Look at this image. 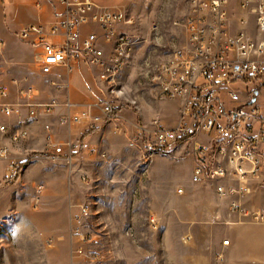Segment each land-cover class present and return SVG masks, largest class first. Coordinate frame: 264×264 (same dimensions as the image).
I'll list each match as a JSON object with an SVG mask.
<instances>
[{
    "label": "rangeland",
    "instance_id": "374dc122",
    "mask_svg": "<svg viewBox=\"0 0 264 264\" xmlns=\"http://www.w3.org/2000/svg\"><path fill=\"white\" fill-rule=\"evenodd\" d=\"M13 1L4 0L3 6L19 23L26 16L12 7ZM91 1L99 7L118 6L126 11L132 24L123 28L137 41L135 53L116 78L114 90L113 83L99 80L98 69L85 67L81 72L93 79L96 100L93 107L73 112L98 117L94 126L44 120L39 124L47 134L43 143L36 144L33 153L24 154L26 159H19L21 164L31 161L22 170L20 181L8 179L5 173L0 186V264H95L96 259L102 264H216L225 230L223 221L211 212L222 198L212 184L191 182L195 161L189 144L172 143L165 148L166 154L129 147L138 137L151 135L154 125L171 129L170 125L180 120L182 99H165L155 81L157 74L166 72L171 53L188 43L184 24L192 0ZM249 1L245 16L238 18H246L245 30L237 27L236 21L235 28L228 24V32L230 36L243 32L258 42L255 11L264 0H254L255 7H251L255 2ZM12 37L22 43L17 32ZM9 47H13L11 43L0 48V64L4 48ZM38 56L39 51L35 57L29 54L31 72L21 80L24 83L19 82L20 88L36 90L41 94L38 102L55 100L60 104L53 98L51 79L38 69ZM73 71L72 89L79 88ZM242 84L232 83L229 88L242 94ZM2 85L5 82L0 81ZM104 103L121 108L109 121L100 110ZM43 113L38 110V116H47ZM90 129L97 131L81 141ZM26 131L24 138L12 143L25 145L31 135ZM65 134L81 144L76 153L79 160L71 165L49 154L53 151L50 143L59 145ZM0 136L9 139L2 132ZM198 140L207 143L208 139L201 135ZM19 149L29 151L27 146ZM3 169L1 162L0 175ZM37 187L42 189L37 191ZM178 189L183 194H178ZM77 217L86 241L73 234ZM150 218L156 220L155 227Z\"/></svg>",
    "mask_w": 264,
    "mask_h": 264
},
{
    "label": "built area",
    "instance_id": "2783aa9c",
    "mask_svg": "<svg viewBox=\"0 0 264 264\" xmlns=\"http://www.w3.org/2000/svg\"><path fill=\"white\" fill-rule=\"evenodd\" d=\"M56 1L62 6V12L52 24L29 25L17 33L21 42L39 51L40 73L51 76L52 86L60 88L59 81L66 79L76 66L83 65L98 69L99 80L113 83L114 90L116 78L133 57L137 45L123 28L132 24L126 11L117 6L99 7L91 0ZM249 3V0H241L240 9L247 11ZM191 5L184 24L188 43L171 53L166 72L157 74L155 81L165 99H182L180 120L171 129L155 123L151 135L144 139L138 137L129 147L142 146L145 152L153 153L179 137L192 135L186 142L195 161L191 182L212 184L220 198L230 199L232 213L264 225V209L247 212L238 201L248 192L251 182L264 186V107L256 102L253 92L242 95L229 88L232 83L253 82L264 91V5L259 4L255 11L260 31L258 42L243 32L229 35L227 0H192ZM246 23V18L241 17L237 27L245 30ZM2 45L0 41V48ZM13 84L18 83L14 81ZM9 93L8 85L0 86V112L7 119L17 118V125L36 121L38 110L42 109L43 114L49 116L59 106L55 100L34 101L33 88L21 91L26 100L23 104L3 102ZM64 106L68 111L72 107L68 102ZM116 108L112 103H104L100 110L106 120H111L117 116ZM22 109L26 112L24 117ZM67 113L58 118L61 125H92L99 121L98 117L84 113ZM45 129L49 130V125ZM0 132L16 142L24 138L27 131L0 125ZM201 135L208 139L207 143L198 140ZM50 147L52 157L66 164L72 162L81 148L79 142L71 140L59 145L52 142ZM0 157L7 160V178L14 179L21 171V162L10 159L5 147H0ZM41 189L37 187V191ZM177 193L183 194V190L178 189ZM149 222L155 227L154 218ZM76 223L74 236L86 241L79 229V217ZM228 243L225 240L222 246ZM77 252L81 253L82 249L78 247ZM95 264L102 263L96 259Z\"/></svg>",
    "mask_w": 264,
    "mask_h": 264
},
{
    "label": "crops",
    "instance_id": "0c3cea01",
    "mask_svg": "<svg viewBox=\"0 0 264 264\" xmlns=\"http://www.w3.org/2000/svg\"><path fill=\"white\" fill-rule=\"evenodd\" d=\"M3 1L4 0H0V40L3 42L5 47L9 43H11L13 47H9V50L4 48L5 52L3 60L0 64L2 65L0 66V81L5 82V85L10 87L9 95L2 101L12 104H23L26 100L21 95V91H24L27 88L22 90L19 82H22L24 77L29 75L31 72V65L33 63H31L28 59L29 54L35 57L38 50L26 43H17L15 38L12 36H14L16 32L18 33L22 28L29 25L49 26L53 23V21H55L56 16L62 12V6L56 0H14L12 7H15L16 11L19 9V12H22L26 16L23 21L18 23L15 15H11V12L7 14L6 8L3 6ZM239 1L240 0H227L229 24L233 28L236 27L237 19L242 15L244 16L247 12L240 9ZM255 6L256 2L251 5V7ZM109 7L110 6H105L104 8ZM15 9L13 8L12 10ZM248 16H251V14L249 13ZM86 31L87 28L83 29L84 33ZM10 48L12 49L10 50ZM84 68L85 66L80 65L76 66L74 69L77 76L75 79L78 82L79 88L72 89L70 86V83H72V73L68 74L66 79L64 77L59 81L60 88L53 87V98H56L60 103L53 115H41L36 121L34 120L28 122L26 125H17V118L6 119L0 114V125L11 126L13 129L26 128V130L31 133L30 138L25 141V145H20V147L27 146V150L29 151L25 153L23 151L20 152V147L14 145L8 138H2L0 136V147H6L8 149L10 159L12 158L18 161L19 159H26L30 153H33V148L36 147V144H39V142L43 143L47 134L39 128V124H41L44 120L49 121V119H54V121H56V119L60 116L69 112L64 106L66 101L72 105L70 108L71 114H76L77 111L87 107H93L96 100L94 95L95 83L93 79L91 80L89 77H85L81 74ZM60 73L62 74L63 71H60ZM19 77H21V79H16ZM49 78L52 80L51 76ZM14 81L18 84L14 85ZM242 87H244L242 95L253 92L254 96H256V102H258L260 106L264 107V91H262L258 83L244 82ZM33 99L36 102L41 99V94H37L36 90L35 97ZM73 109H76L77 111L73 112ZM23 111L25 112L24 109ZM25 115L26 114H24V116ZM176 123L177 121L173 122L172 125H170V128L175 127ZM72 127H70V129ZM88 131L83 133L81 141L93 135L97 130L86 135ZM66 135L67 134L61 136L62 140L60 142L64 143L69 140V135ZM27 153L28 155H24ZM49 154L50 157H52L51 153ZM77 154L74 156L70 165L74 161L79 160ZM1 162L4 164V169L3 174L0 175V186L3 185L2 181L5 177L7 160L0 157V163ZM17 181H20V178ZM238 201L249 212H253L255 209H264V186L258 184L257 182H251L249 184L248 192L243 196V199ZM218 202L220 203L213 208L211 215L223 221L221 222L223 225L222 229L225 230L223 239L228 240L229 243L227 246H222L220 243L218 252L220 260L215 261L216 264H264V225L252 224L247 219L239 218L236 214L232 212L230 213V199L222 198Z\"/></svg>",
    "mask_w": 264,
    "mask_h": 264
},
{
    "label": "trees",
    "instance_id": "16d2710c",
    "mask_svg": "<svg viewBox=\"0 0 264 264\" xmlns=\"http://www.w3.org/2000/svg\"><path fill=\"white\" fill-rule=\"evenodd\" d=\"M120 110H121V108H120V107H117V108L115 109V114L117 115V113H118ZM95 131H96V129H90V130L86 133V135H87V134H91V133H93V132H95ZM191 139H192V135L182 136V137H179V138L174 142V144H175L176 146H179V145H182V144L186 143L187 141H189V140H191ZM155 152H156V153H164V154H166V153H165V148H164V147H163V148H156V149H155ZM30 162H31L30 159H27V160H25L24 162H22V164H21V171L19 172V174H18L13 180H18V179H19L22 170H23L24 168H26V167L28 166V164H30Z\"/></svg>",
    "mask_w": 264,
    "mask_h": 264
},
{
    "label": "bare ground",
    "instance_id": "6f19581e",
    "mask_svg": "<svg viewBox=\"0 0 264 264\" xmlns=\"http://www.w3.org/2000/svg\"><path fill=\"white\" fill-rule=\"evenodd\" d=\"M116 94V93H115ZM109 121V120H108ZM81 145V144H80ZM50 150V149H49ZM5 151H8V149L5 147ZM6 173V172H5ZM6 180V179H5ZM14 181V180H13Z\"/></svg>",
    "mask_w": 264,
    "mask_h": 264
},
{
    "label": "water",
    "instance_id": "95a60500",
    "mask_svg": "<svg viewBox=\"0 0 264 264\" xmlns=\"http://www.w3.org/2000/svg\"><path fill=\"white\" fill-rule=\"evenodd\" d=\"M254 100H255V99H253V100L251 101V103H253V102H254Z\"/></svg>",
    "mask_w": 264,
    "mask_h": 264
}]
</instances>
